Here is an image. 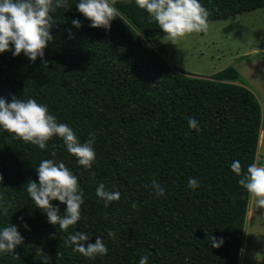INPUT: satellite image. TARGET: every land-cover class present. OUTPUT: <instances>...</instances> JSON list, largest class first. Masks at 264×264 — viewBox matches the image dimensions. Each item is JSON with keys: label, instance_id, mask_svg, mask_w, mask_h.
I'll return each instance as SVG.
<instances>
[{"label": "trees", "instance_id": "trees-1", "mask_svg": "<svg viewBox=\"0 0 264 264\" xmlns=\"http://www.w3.org/2000/svg\"><path fill=\"white\" fill-rule=\"evenodd\" d=\"M199 2L208 10L207 23L264 8V0ZM114 6L121 19L105 31L89 27L69 0L67 10L53 14L44 62L0 53V97L47 105L81 142L94 132L96 152L85 170L56 137L40 150L0 132V201L11 204L0 226L15 225L23 237L16 257L0 256V264H45V258L47 264H138L141 256L147 264H238L249 194L230 164L238 160L243 174L256 160L259 103L233 68L210 78L173 68L149 43L164 33L148 14L134 0ZM72 19L81 21L79 29ZM189 117L198 121L199 132L188 127ZM43 159L63 161L77 176L84 203L81 219L68 231L88 232L85 244L100 236L105 256L74 253L64 243L67 233L49 224L24 191L30 179L37 180L35 167ZM189 177L199 181L195 190L187 187ZM153 179L165 196L145 187ZM100 183L118 190L120 199L104 207L95 195ZM50 203L61 214L66 207ZM109 229L114 239L107 237ZM208 236L223 237V246L212 248Z\"/></svg>", "mask_w": 264, "mask_h": 264}, {"label": "clouds", "instance_id": "clouds-1", "mask_svg": "<svg viewBox=\"0 0 264 264\" xmlns=\"http://www.w3.org/2000/svg\"><path fill=\"white\" fill-rule=\"evenodd\" d=\"M134 3L148 14L149 22L154 21L164 33L162 39L173 44L186 34L207 30L209 13L199 0H134ZM115 4L116 0H74L78 12L90 21L89 27L103 28L105 31L110 29L113 19L120 18ZM68 8L69 0H0V53L10 51L13 57L23 53L31 62H35L37 58L44 62V49L52 39L50 28L55 23L53 14L58 9ZM71 24L76 29L81 27L79 19H72ZM187 124L190 129L199 132V124L194 117H189ZM0 132H7L13 139L22 140L40 150L47 149L48 142L56 137L62 141L67 153L75 157L76 164L85 170L91 169L96 161L94 132H89L88 138L81 142L68 124L60 123L49 112L47 105L32 98L19 100L13 97L11 102H6L0 97ZM51 156H56L55 151L51 152ZM230 169L239 177L237 183L254 200V207H264V164L253 161L242 174L240 162L233 160ZM35 170L37 180L30 179L24 191L36 208L46 215L49 224L58 226L67 233L65 245L71 246L74 253L88 259L105 256L108 248L100 236L96 237L94 243L85 244L90 238L88 232L68 231L81 219V205L84 203V192L77 176L63 161L55 159L41 160ZM145 187L150 188L157 197L165 196V188L156 179ZM187 187L192 190L198 188V179L189 177ZM95 195L98 202H103L104 207L120 199V192L115 188H106L104 183L95 187ZM51 201H58L66 206L62 214L59 207L50 203ZM132 206L135 207V204ZM9 207L10 203L0 201V215L7 214ZM18 219L20 226L29 230L23 217ZM107 237L114 239V232L109 229ZM22 243L23 237L17 226H0V256L16 257L12 255L14 249ZM208 243L212 248H219L223 246L224 239L208 236ZM147 261V256H141L138 264H147Z\"/></svg>", "mask_w": 264, "mask_h": 264}, {"label": "rangeland", "instance_id": "rangeland-1", "mask_svg": "<svg viewBox=\"0 0 264 264\" xmlns=\"http://www.w3.org/2000/svg\"><path fill=\"white\" fill-rule=\"evenodd\" d=\"M207 24L205 32L186 34L175 44L163 36L149 43L169 65L192 77L210 78L229 68L239 73L260 106L255 161L264 164V8ZM238 264H264V207L255 208L250 196Z\"/></svg>", "mask_w": 264, "mask_h": 264}]
</instances>
